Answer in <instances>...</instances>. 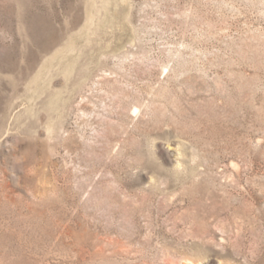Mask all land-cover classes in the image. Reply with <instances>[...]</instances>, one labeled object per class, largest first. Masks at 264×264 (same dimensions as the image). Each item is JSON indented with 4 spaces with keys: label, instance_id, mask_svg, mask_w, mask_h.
<instances>
[{
    "label": "rangeland",
    "instance_id": "rangeland-1",
    "mask_svg": "<svg viewBox=\"0 0 264 264\" xmlns=\"http://www.w3.org/2000/svg\"><path fill=\"white\" fill-rule=\"evenodd\" d=\"M0 264H264V0H0Z\"/></svg>",
    "mask_w": 264,
    "mask_h": 264
}]
</instances>
